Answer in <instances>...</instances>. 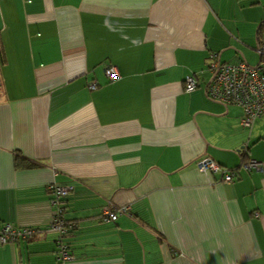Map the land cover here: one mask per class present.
<instances>
[{
  "label": "crops",
  "instance_id": "obj_1",
  "mask_svg": "<svg viewBox=\"0 0 264 264\" xmlns=\"http://www.w3.org/2000/svg\"><path fill=\"white\" fill-rule=\"evenodd\" d=\"M260 39L264 0H0V226L37 233L0 264H264V115L245 129L205 92L211 54L255 66ZM203 156L263 167L224 184ZM52 183L70 188L68 262ZM108 204L127 213L103 223Z\"/></svg>",
  "mask_w": 264,
  "mask_h": 264
},
{
  "label": "built area",
  "instance_id": "obj_2",
  "mask_svg": "<svg viewBox=\"0 0 264 264\" xmlns=\"http://www.w3.org/2000/svg\"><path fill=\"white\" fill-rule=\"evenodd\" d=\"M258 62L250 66L245 61L236 63L221 62L216 55L211 54L207 62V70L211 74L205 92L207 97L222 105H233L242 110L240 125L245 129H251L254 122L264 115V40H258L255 47ZM104 73L110 82L117 81L120 76L114 66H105ZM98 87L96 82L88 85L89 90ZM197 88L193 76H188L184 81L183 91L193 92ZM195 166L201 173L219 175V181L230 184L237 176L239 170L244 172H259L263 164L256 160H246L237 168L228 169L219 165L209 157L203 156L196 160ZM48 191L51 194L50 206L53 209L51 222L46 231L55 234L56 260L68 262L73 259L69 252L66 237L74 229V224L64 218L65 200L70 188L58 184H50ZM127 207H113L110 204L101 208L99 219L103 223L115 222L118 215L127 213ZM36 232L30 228H18L11 224L0 226V245L15 243L21 239H31Z\"/></svg>",
  "mask_w": 264,
  "mask_h": 264
},
{
  "label": "rangeland",
  "instance_id": "obj_3",
  "mask_svg": "<svg viewBox=\"0 0 264 264\" xmlns=\"http://www.w3.org/2000/svg\"><path fill=\"white\" fill-rule=\"evenodd\" d=\"M252 58L254 59V56H252Z\"/></svg>",
  "mask_w": 264,
  "mask_h": 264
}]
</instances>
